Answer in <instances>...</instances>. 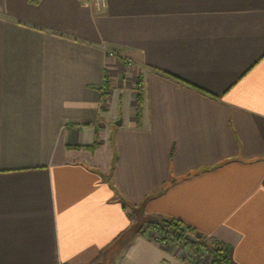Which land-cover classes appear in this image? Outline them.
<instances>
[{
    "label": "crops",
    "instance_id": "1",
    "mask_svg": "<svg viewBox=\"0 0 264 264\" xmlns=\"http://www.w3.org/2000/svg\"><path fill=\"white\" fill-rule=\"evenodd\" d=\"M169 220L264 264V0H0V264H211Z\"/></svg>",
    "mask_w": 264,
    "mask_h": 264
},
{
    "label": "trees",
    "instance_id": "2",
    "mask_svg": "<svg viewBox=\"0 0 264 264\" xmlns=\"http://www.w3.org/2000/svg\"><path fill=\"white\" fill-rule=\"evenodd\" d=\"M32 2H36L37 0H31ZM168 75V74H167ZM205 93L204 91H200ZM210 95V94H209ZM99 144L96 143L88 147V150H94L97 148ZM148 226L151 229H156L160 227H168L172 229V234L176 236L178 241L184 243L185 247L190 249L193 256L203 255L207 253L211 257V264H233L230 258L229 249L223 243L215 240H211L205 236H199L196 232L185 226L181 221L177 220H169V221H149ZM148 227V229H150ZM191 234L196 238V241H189L185 238L186 234ZM191 258H188V260Z\"/></svg>",
    "mask_w": 264,
    "mask_h": 264
},
{
    "label": "rangeland",
    "instance_id": "3",
    "mask_svg": "<svg viewBox=\"0 0 264 264\" xmlns=\"http://www.w3.org/2000/svg\"><path fill=\"white\" fill-rule=\"evenodd\" d=\"M139 84L140 83H138L137 90H140ZM145 226L149 227L148 224H145ZM143 227H144V225L138 227V230L139 231L142 230ZM149 231H151L154 235H159V236L161 235V242H163L164 240H167L166 244H174L177 242L182 243V242L178 241V239L176 238L175 235L172 234L171 228H168V227H160V228H156V229L150 228ZM182 244H184V243H182ZM187 253L192 255V252L190 251V249H188ZM204 254H207V253H204ZM197 256H199V255H197Z\"/></svg>",
    "mask_w": 264,
    "mask_h": 264
},
{
    "label": "built area",
    "instance_id": "4",
    "mask_svg": "<svg viewBox=\"0 0 264 264\" xmlns=\"http://www.w3.org/2000/svg\"><path fill=\"white\" fill-rule=\"evenodd\" d=\"M88 4L89 6H91V8H94L97 12H102L107 6V0H88ZM139 89L140 90L142 89V84H139ZM152 239L158 243H163V244L167 243V240L161 242V235L160 236L154 235L152 233ZM186 257L193 259L194 256L188 253Z\"/></svg>",
    "mask_w": 264,
    "mask_h": 264
},
{
    "label": "water",
    "instance_id": "5",
    "mask_svg": "<svg viewBox=\"0 0 264 264\" xmlns=\"http://www.w3.org/2000/svg\"><path fill=\"white\" fill-rule=\"evenodd\" d=\"M185 238L189 241H196V238L191 234H186Z\"/></svg>",
    "mask_w": 264,
    "mask_h": 264
}]
</instances>
